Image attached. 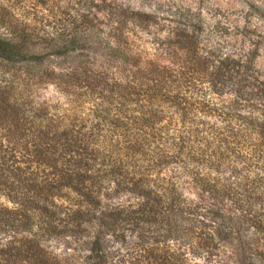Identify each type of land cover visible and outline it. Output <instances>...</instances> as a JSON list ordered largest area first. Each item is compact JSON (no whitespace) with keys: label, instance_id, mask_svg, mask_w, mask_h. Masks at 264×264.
Returning a JSON list of instances; mask_svg holds the SVG:
<instances>
[{"label":"trees","instance_id":"trees-1","mask_svg":"<svg viewBox=\"0 0 264 264\" xmlns=\"http://www.w3.org/2000/svg\"><path fill=\"white\" fill-rule=\"evenodd\" d=\"M82 1L76 18L66 12L51 21L56 31L52 36L48 32L43 34L48 36H42L34 24L14 18L6 20L8 32L0 34V233L11 235L10 240L0 243V264H59L58 257L48 254L38 235L26 233L34 228L74 239L90 237L95 230L90 243L100 264H191L193 254H202L209 263L223 264L221 255L215 256L222 253L224 243L243 241L247 235L258 245L264 262V213L237 204L205 208L200 203L233 196L240 203L241 192H264L260 176H246L235 168L230 171L233 176L226 177L228 164L237 158L241 163L243 140L256 135L264 143V120L253 115L260 101L264 103V82H257L247 61L219 75L220 81L235 80L241 107L252 108L248 115L226 118L228 123H242L244 130L227 131V136L219 137V144L197 146L193 132L191 139L179 137L175 141L162 133L149 132L157 120L153 113L142 110L141 114L135 109V114L129 108L123 119L138 132L133 137L123 132L120 137L128 143L119 148L97 130L96 118L110 117L109 109H98L81 120L51 116L46 107L35 104L29 84L23 86L19 81L21 75L38 85L48 79L63 85L70 94L81 85L86 96L112 92L117 95L115 100L124 99L139 108L150 102L146 110L170 93L171 74L133 67L128 55H115L117 45L112 48V43L96 39L103 33L101 24L120 39L132 13L117 10L111 19L106 14L101 19L98 13L104 10L100 5ZM133 13L151 18L146 13ZM198 45L197 35L186 30L176 42L178 49L191 54ZM102 52L107 55L102 57ZM56 65L62 73L52 70ZM113 68L116 77L111 73ZM184 71L189 79H197L198 68ZM19 85L23 86L20 90ZM178 95L172 96L174 104H187ZM88 125H92V131L86 130ZM146 165L159 173L155 180ZM171 165L177 172L167 188L170 192H151L153 183L165 181L161 172ZM205 166L213 171L203 174L199 168ZM184 172L190 173L186 176L191 181L183 179ZM186 184L198 187L199 198L178 192ZM112 187L134 194L137 202L128 206L106 203L105 192ZM18 231L26 234L19 237ZM108 237L122 241L130 254L113 263L102 249ZM244 264L256 263L249 260Z\"/></svg>","mask_w":264,"mask_h":264},{"label":"rangeland","instance_id":"rangeland-1","mask_svg":"<svg viewBox=\"0 0 264 264\" xmlns=\"http://www.w3.org/2000/svg\"><path fill=\"white\" fill-rule=\"evenodd\" d=\"M92 1L104 10V12L98 13L101 19L105 17V14L111 19L112 14H115L117 10L128 11L132 14L138 12L151 15L150 19H145L130 14L132 21L130 19L127 21L126 30L120 39L112 36L109 29L101 24L100 28L103 33L96 39L98 42L112 43L110 45L112 48L117 45L115 55L120 58L128 55L130 57L128 62L133 67H146L151 70L156 69L164 75L171 74L172 82L168 81L170 93H166V96H162L146 110V107L151 106L150 102L142 103L144 107L139 108L138 105H130L124 99H120V102L115 100L117 95H112V92L103 96L99 93L86 96L84 95L85 90L80 88L81 85L74 87L73 94H70L66 92L63 85L59 86L48 79H43L38 85L31 78L21 75L19 81L23 86L29 84L30 90L35 96V104L46 107L51 116L78 120L87 118L98 109L102 112L109 109L110 117L105 120L96 118L95 122H98L99 125L97 130L100 136H109L110 142L117 144L119 148L128 143L127 140L120 137L123 132L132 137V134L138 132L131 128V125L126 124L127 120L123 119L124 114H128L129 108L135 114V109H140V113L142 110L153 113L152 117L157 120L151 128L149 127V132L153 130L158 134L162 133L165 138L172 139V141L178 140L179 137H187L189 140L191 132H193L196 134L197 146L210 143L219 144L218 140L221 135L227 136V131L235 132L242 128V123L240 127L236 121L228 123L225 120L230 115H248L247 112L252 108L241 107L242 102L238 99L240 94L235 80L225 82L218 78L227 69L236 68L238 63L246 64L247 61L250 62V72L257 78V82H264V0ZM82 2V0H0V34L8 32L4 23L6 20L14 18L15 21L34 24L42 36H48L47 34L43 35L44 32H48L52 36V34H56V31L53 30L51 25L55 24H51V21L57 16L63 17L66 12L76 18L82 10V7H79ZM184 30L195 33L198 37L199 45L194 54L176 47L179 34ZM101 55L103 57L107 53L102 52ZM52 60L58 62L53 58ZM55 67L56 70L54 68L52 70L56 74L62 73L57 65ZM191 67L198 68L196 80L189 79L185 75L184 69ZM111 73L116 77L114 68L111 69ZM173 80H176V83H173ZM23 86L19 85L18 90ZM177 93L187 104H174L172 96H177ZM260 104V108H256L257 111L253 115H256L262 122L264 120V107H262L264 103L260 101ZM245 109L248 111L245 112ZM105 115L107 114L105 113ZM119 119L120 121L117 122ZM88 126L89 128L87 127L86 130L92 131V125ZM257 137L253 135L245 141L243 140L244 143L242 141L243 145H240L242 150L238 148L241 150L239 155L241 163L237 162L239 160L237 158L230 165L228 164L226 167L230 168L226 171V177L231 178L233 175L230 174V171L232 173L237 168L243 170V174L246 176H260L264 180V143ZM242 162H245V165ZM146 167L147 165L144 168ZM147 168V171L152 174L150 176L155 180L159 173H154V167ZM199 170L203 174L213 171L207 166L201 167ZM176 172L175 165H171L168 170L161 172V177L165 181L153 183L151 192H170L167 188L169 183L174 181L172 177L176 176ZM248 172L249 174H247ZM189 174V172H184L182 177L185 178L183 179L191 181L186 176ZM181 188L178 192H183L188 195V198H199L200 190L195 185L186 184ZM239 196L240 203H236L237 200L234 196L225 201H200V203L207 208L233 207V204H237L258 214L264 213V192H241ZM137 200L138 198L129 191L117 190L114 187L106 191L104 196L106 203L115 205H134ZM26 233L38 235L37 239L47 249L48 254L58 257L59 264H100L99 255L92 251L94 247L90 243L95 230L90 237L82 239L64 238L59 233H47L46 230L40 228H34ZM26 233L18 231L17 235L20 237ZM10 237L11 235L5 237L0 233V243L7 239L10 240ZM107 239L108 241L102 246V249L110 254L109 259H114L113 263L121 261L123 256L130 254L122 241L109 237ZM257 246L254 244L252 236L247 235L240 242L239 240L225 242L220 248L222 253L217 254L215 258L221 255L223 264H244L249 260L256 264H264L260 260L261 256ZM193 255H190L191 264H215L214 261L209 263L210 259L203 257L202 254Z\"/></svg>","mask_w":264,"mask_h":264}]
</instances>
